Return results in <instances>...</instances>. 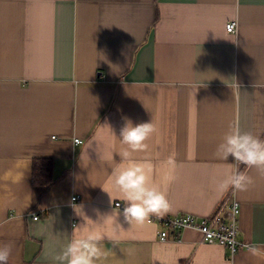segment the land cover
<instances>
[{
	"label": "crops",
	"instance_id": "1",
	"mask_svg": "<svg viewBox=\"0 0 264 264\" xmlns=\"http://www.w3.org/2000/svg\"><path fill=\"white\" fill-rule=\"evenodd\" d=\"M128 121L157 128L146 152L134 153L151 163L154 182L162 161L174 154L177 162L170 210L143 224L124 219L113 183ZM235 126L264 139V0H0V245L11 247L8 264H60L54 257L88 228L111 237L103 264H264L248 248L232 254L193 230L159 239L162 219L205 218L226 202L232 189L216 184L235 160L215 151ZM42 158L52 160L50 187L32 182ZM238 170L254 179L234 192L239 238L264 246V175Z\"/></svg>",
	"mask_w": 264,
	"mask_h": 264
},
{
	"label": "clouds",
	"instance_id": "2",
	"mask_svg": "<svg viewBox=\"0 0 264 264\" xmlns=\"http://www.w3.org/2000/svg\"><path fill=\"white\" fill-rule=\"evenodd\" d=\"M156 131L153 122L133 126L128 121L120 132L121 144L127 147L119 152L121 163L113 172V183L125 202L122 215L130 224H143L150 216H163L170 210L168 188L176 178L175 155H170L161 162L162 171L158 182L152 179L151 163L134 158V153L146 152L149 147L147 141ZM215 156L220 160H227L232 156L235 160V170L216 184L220 193H225L230 188L234 191H247L254 183L251 175L238 170L241 164L264 175V139L252 132L241 131L238 126L230 127L223 141L217 145ZM108 217H102V223ZM106 239L110 240L111 237L95 228H88L79 238L70 240L54 259L60 264H103L109 256L103 247ZM247 248L252 256H264V246L248 245ZM10 255L11 247L0 245V264H8Z\"/></svg>",
	"mask_w": 264,
	"mask_h": 264
},
{
	"label": "built area",
	"instance_id": "3",
	"mask_svg": "<svg viewBox=\"0 0 264 264\" xmlns=\"http://www.w3.org/2000/svg\"><path fill=\"white\" fill-rule=\"evenodd\" d=\"M226 29L229 33L236 31V23H228ZM76 144H81L80 139L75 140ZM234 190L218 210L205 218H198L193 215L183 214L174 217H166L160 221L162 231L159 239L167 241L170 232H182L186 230L197 231L202 235L203 242L208 244H218L231 250L236 254L247 248V244L239 238V217L241 213L240 202L234 197ZM232 194V195H231ZM74 197L73 201H77ZM120 206L121 203H117ZM225 212V214H224ZM34 220L38 216H32Z\"/></svg>",
	"mask_w": 264,
	"mask_h": 264
},
{
	"label": "trees",
	"instance_id": "4",
	"mask_svg": "<svg viewBox=\"0 0 264 264\" xmlns=\"http://www.w3.org/2000/svg\"><path fill=\"white\" fill-rule=\"evenodd\" d=\"M32 182L36 186L50 187L53 182V164L51 159H35L33 162Z\"/></svg>",
	"mask_w": 264,
	"mask_h": 264
}]
</instances>
